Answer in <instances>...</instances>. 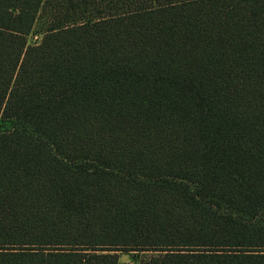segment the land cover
<instances>
[{
  "label": "trees",
  "instance_id": "1",
  "mask_svg": "<svg viewBox=\"0 0 264 264\" xmlns=\"http://www.w3.org/2000/svg\"><path fill=\"white\" fill-rule=\"evenodd\" d=\"M0 120V264H264V0H0Z\"/></svg>",
  "mask_w": 264,
  "mask_h": 264
},
{
  "label": "rangeland",
  "instance_id": "2",
  "mask_svg": "<svg viewBox=\"0 0 264 264\" xmlns=\"http://www.w3.org/2000/svg\"><path fill=\"white\" fill-rule=\"evenodd\" d=\"M47 26V19L43 16H38L36 22L27 37L28 44H35L40 41L42 38L44 31ZM14 127V122L12 120H0V132L10 130ZM262 219H264V213L261 215ZM118 262L117 264H139V261L143 258V256H148L149 254L138 253V252H129L123 251L118 252Z\"/></svg>",
  "mask_w": 264,
  "mask_h": 264
}]
</instances>
